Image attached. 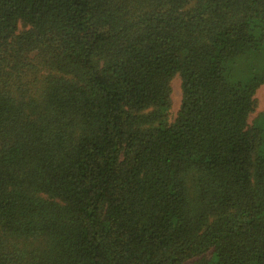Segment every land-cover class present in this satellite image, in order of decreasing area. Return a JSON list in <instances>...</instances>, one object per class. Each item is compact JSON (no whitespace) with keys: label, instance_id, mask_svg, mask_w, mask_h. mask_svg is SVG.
Here are the masks:
<instances>
[{"label":"trees","instance_id":"obj_1","mask_svg":"<svg viewBox=\"0 0 264 264\" xmlns=\"http://www.w3.org/2000/svg\"><path fill=\"white\" fill-rule=\"evenodd\" d=\"M263 84L264 0H0V264H264Z\"/></svg>","mask_w":264,"mask_h":264},{"label":"rangeland","instance_id":"obj_2","mask_svg":"<svg viewBox=\"0 0 264 264\" xmlns=\"http://www.w3.org/2000/svg\"><path fill=\"white\" fill-rule=\"evenodd\" d=\"M257 100V107L254 113L249 115L248 121L249 123L261 112H264V84L261 85L255 94ZM181 92H180V80L176 76L172 80V109L170 113L171 120L174 118L180 104Z\"/></svg>","mask_w":264,"mask_h":264}]
</instances>
